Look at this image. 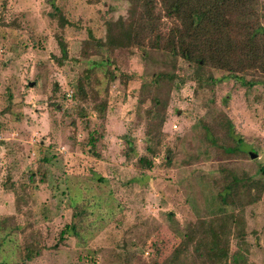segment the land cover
<instances>
[{
    "label": "rangeland",
    "instance_id": "1",
    "mask_svg": "<svg viewBox=\"0 0 264 264\" xmlns=\"http://www.w3.org/2000/svg\"><path fill=\"white\" fill-rule=\"evenodd\" d=\"M127 7L0 0V264H176L168 259L195 221L227 214L228 253L264 264V87L213 70L198 83L181 59L107 47V24ZM157 73L173 83L142 88ZM222 116L245 156L210 144L216 128L204 134ZM232 175L263 182L252 201L218 200ZM187 249L176 260L192 264Z\"/></svg>",
    "mask_w": 264,
    "mask_h": 264
},
{
    "label": "trees",
    "instance_id": "2",
    "mask_svg": "<svg viewBox=\"0 0 264 264\" xmlns=\"http://www.w3.org/2000/svg\"><path fill=\"white\" fill-rule=\"evenodd\" d=\"M91 1L87 0L88 3ZM122 1L128 5L126 17L107 24V47L135 48L142 59L149 52H155L171 64L181 59L191 66L192 79L198 83L213 81L210 73L213 70L222 73L218 81L232 80L244 87L254 84L264 87V9L259 10L257 0ZM54 15H57V23L62 27L65 24L64 18L56 9ZM57 43L60 59H65V44L59 38ZM104 75L107 81L113 78L107 70ZM174 78L173 73L152 74V82L142 88L158 87L161 83L172 84ZM52 89H55V84ZM77 90L81 93L79 86ZM161 102L157 97L151 100L153 107H158ZM158 120L161 122L162 118ZM214 125L215 127L207 126L204 129L205 134L207 131L214 132L216 128L217 134L210 137V144L226 156H245L241 141L231 133L229 121L222 116L220 122H215ZM138 162L150 166L142 158ZM258 172L264 181V168L258 167ZM262 185V181L232 175L224 185L225 192H218L217 198L221 203H230L235 198L250 202L251 189L256 190ZM83 209H74V213L80 216L85 213ZM234 221L233 214L217 216L208 221H195L172 250L169 262L186 264L176 259L179 253L188 250V246L191 247L192 264H228V258L232 264H238L240 260L243 262L238 250L230 254L227 249L226 236L229 226L235 224ZM69 232H74V224L64 227L59 232V238Z\"/></svg>",
    "mask_w": 264,
    "mask_h": 264
},
{
    "label": "water",
    "instance_id": "3",
    "mask_svg": "<svg viewBox=\"0 0 264 264\" xmlns=\"http://www.w3.org/2000/svg\"><path fill=\"white\" fill-rule=\"evenodd\" d=\"M249 157H250V158H254V157H255V155H254V154H252V152H250V153H249Z\"/></svg>",
    "mask_w": 264,
    "mask_h": 264
}]
</instances>
